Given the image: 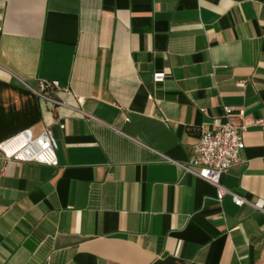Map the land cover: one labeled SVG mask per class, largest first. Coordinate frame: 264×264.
Masks as SVG:
<instances>
[{"label": "crops", "instance_id": "obj_1", "mask_svg": "<svg viewBox=\"0 0 264 264\" xmlns=\"http://www.w3.org/2000/svg\"><path fill=\"white\" fill-rule=\"evenodd\" d=\"M225 106L222 183L264 206V0H0V142L50 127L59 159L0 151V264H264V212L178 164Z\"/></svg>", "mask_w": 264, "mask_h": 264}, {"label": "built area", "instance_id": "obj_2", "mask_svg": "<svg viewBox=\"0 0 264 264\" xmlns=\"http://www.w3.org/2000/svg\"><path fill=\"white\" fill-rule=\"evenodd\" d=\"M165 71L153 74L155 81H163ZM22 82L50 107L70 106L60 96V83L56 79H39L35 86L26 81ZM234 107H224V119L219 116L212 118L210 126L201 129L198 143L194 146V155L185 163H178L185 171L210 182L216 189L218 201H222L226 194H230L236 205L251 204L264 212L263 204L253 202L222 183L223 174L236 164L240 152L245 148L244 133L247 123H237L232 120ZM243 110L240 111V115ZM255 124L264 129V119L255 120ZM58 142L50 127H45L40 133L34 134L26 128L12 137L0 142V151L7 161L36 162L50 166L59 164L57 154ZM169 159L167 156L162 155Z\"/></svg>", "mask_w": 264, "mask_h": 264}]
</instances>
